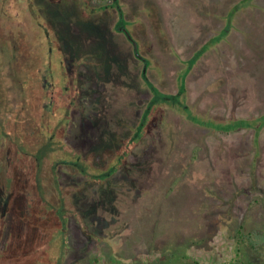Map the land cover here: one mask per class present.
I'll return each instance as SVG.
<instances>
[{
  "label": "rangeland",
  "instance_id": "374dc122",
  "mask_svg": "<svg viewBox=\"0 0 264 264\" xmlns=\"http://www.w3.org/2000/svg\"><path fill=\"white\" fill-rule=\"evenodd\" d=\"M32 1L0 0V264H178L182 249L189 251L179 264H264V245L237 238L254 230L257 243L264 239V133L256 158L253 130L219 133L160 110L159 119L144 120L158 122L145 124L148 135L126 165L100 180L152 97L141 88V63L125 36L105 27L115 8L106 24L94 22L104 30L89 32L76 1ZM119 1L139 13L149 0ZM240 1L148 3L177 57L188 60ZM263 7L256 0L239 14L188 74L186 103L195 113L222 120L264 113ZM146 23L148 35L137 36L151 42L164 85L148 77L177 93L183 67ZM160 121L173 129L161 131ZM50 204L72 210L65 225Z\"/></svg>",
  "mask_w": 264,
  "mask_h": 264
},
{
  "label": "trees",
  "instance_id": "16d2710c",
  "mask_svg": "<svg viewBox=\"0 0 264 264\" xmlns=\"http://www.w3.org/2000/svg\"><path fill=\"white\" fill-rule=\"evenodd\" d=\"M69 1H73V2L76 1V3L78 4L77 7L79 8L81 17L84 21H86L85 23H87L85 29H88L89 32L91 31V28L93 27L98 32H100V30H104L105 27L107 29V26H108L112 32L119 33L125 36V38L127 39V41L132 47L135 59L139 60L142 66V76L140 80V83L142 84L141 88L143 90L148 91L146 94H150L152 96L150 101L146 103L145 107L141 108L142 113L140 117L138 118V123L135 126H132L129 128L130 136L128 137V139L123 140V138L121 137L115 138L116 142H118L117 138H121L119 139V141L122 140L124 143L121 146L117 147L116 152L110 153L112 155L108 156L106 161L110 160V164L107 167L103 166V168H101L102 171L101 170L99 171L100 180L104 181V179H106L108 176L112 175L119 168L126 165L125 164L126 159L128 156H130L129 154L131 153V150L133 149V147L138 142L143 140L146 137V135H148V131H146L147 129L146 125L147 126L149 125L150 127H152L155 124V122L156 123L158 122V121H147L146 122L144 120L147 119V117L150 120L151 118L153 120H157L159 119L158 114L160 113V110L166 111V109H171L174 113H178L182 115L186 120L192 122L193 124L205 125V127H209L213 131L219 132V133L220 132L231 133V132H238L242 130H253L254 132L253 141H254V145L256 148V158L259 156L260 139H261L262 134L264 133V113L262 115L251 117V118L222 120L219 118L209 117L206 113L204 115L197 114L194 111H192L186 103V98H187L186 97V79L190 71L193 68H195L194 66L198 63V61L201 59L204 53H206L210 49L213 50L217 48L221 42H224V40H226L229 33L232 32L233 29L236 27L235 20L237 19V16L241 13L246 12L250 8L255 7L256 0H241L240 2L233 3L229 7L227 14L221 16L222 21H224L223 27L220 30L215 29L214 36L205 45H203L200 51H198L191 59H188V60H180L177 57V53L169 40L168 34L166 33L163 25L159 21L158 8L156 6H152V4L149 5L148 2H150V0L147 1L142 6L141 11L139 13L138 12L134 13L131 11L128 12V9L126 8V6L123 3H120L119 0H69ZM31 2L33 1L31 0ZM114 8L116 9V20L114 22L109 23L112 25L107 24L104 28L98 29L97 25H95L94 22L103 21V23L106 24L108 22L106 21V19H110L111 16H113ZM132 11H135V10H132ZM34 14L36 15L35 12ZM141 14L146 15V20L142 18V16H140ZM37 15L38 17L36 18L37 20L36 22L40 30L43 32L46 30L50 34L51 32L50 27L48 26L49 22L46 21L45 19H44L45 21H43L40 18L39 14ZM146 22H149V25L152 27L151 29L154 35L160 37L159 40L163 43L165 47V51L170 52L172 55H175L177 57V59L175 58V62L177 64L182 65L181 67H183L182 69L177 71V74H176L177 89H178L177 93L168 94L169 92L164 93L161 90L162 86L164 85L163 83L165 82V70L163 69L164 67L162 66L160 62L156 61V58L151 51V46H152L151 42L149 40L147 41L145 40V42L143 43L142 39L140 38L141 36H137L138 33L140 34L142 32H143L142 33L143 37L145 36L144 32L148 35L147 33L148 24ZM89 32L87 35H89ZM54 49H56V53L60 55V50L56 46H54ZM148 72L149 73L153 72L157 76V78L160 79L163 85L152 82L149 79L150 76L148 77ZM76 86L79 88V86L77 85V81H76ZM47 90H48V83H47V86H45V91ZM79 91L82 92L83 95L85 94V92H83L80 88H79ZM160 118L161 120H164L163 116ZM160 122L163 123V127L161 131L163 129L165 131L167 126L171 128V130L173 129L172 125L167 124V122H163V121H160ZM125 125L127 126V124ZM179 132H182V131L179 130L178 134ZM128 147L130 148L128 149ZM72 165L75 167L79 166L75 162H73ZM33 181L34 179H32L31 183H33ZM57 181H58V178H57ZM55 206L56 205L54 204H50L49 207L53 209L54 211L53 214H56V216L58 215L57 213L62 214V216L64 217L63 224L65 225L66 224L65 221L67 220L66 215L73 213L72 210L71 209L62 210L63 208L65 209V206H62V205H61L62 207L61 206L55 207ZM64 229L66 230V227H64ZM253 231L254 230H250L247 233H243L240 230L238 231L239 236H237V238L239 239V241H245V243H247V241L250 244L254 243L253 244L254 248L264 245V239L262 240L261 243H257V239H255L256 235ZM64 233H66V231H63L62 236H61L62 238L61 242H63V244H65L66 242V237ZM240 243H238V246L242 245ZM180 251L181 252L178 253L177 257H179L178 259L182 261L186 259L189 250L186 251L185 249H182ZM170 261H173V257H171ZM237 262L240 263L241 261L239 260ZM237 262L232 263V261H230L229 264H236ZM168 264H169V261H168Z\"/></svg>",
  "mask_w": 264,
  "mask_h": 264
}]
</instances>
